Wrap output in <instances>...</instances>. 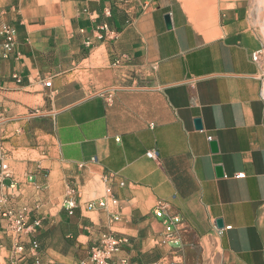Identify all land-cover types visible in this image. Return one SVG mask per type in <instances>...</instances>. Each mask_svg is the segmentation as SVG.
Returning <instances> with one entry per match:
<instances>
[{
	"label": "crops",
	"instance_id": "0c3cea01",
	"mask_svg": "<svg viewBox=\"0 0 264 264\" xmlns=\"http://www.w3.org/2000/svg\"><path fill=\"white\" fill-rule=\"evenodd\" d=\"M145 2L0 0L16 30L0 53V264H31L12 256L32 235L41 264L85 261L105 232L128 237L112 258L130 264H264L256 0ZM70 190L106 206L69 215ZM159 202L182 219L177 244L158 243ZM22 206L41 223L18 238L2 212Z\"/></svg>",
	"mask_w": 264,
	"mask_h": 264
},
{
	"label": "built area",
	"instance_id": "2783aa9c",
	"mask_svg": "<svg viewBox=\"0 0 264 264\" xmlns=\"http://www.w3.org/2000/svg\"><path fill=\"white\" fill-rule=\"evenodd\" d=\"M151 0H147L144 3V6L148 5V2ZM102 28L106 31V34H112V31H109L107 26L103 25ZM16 30L14 27L10 25H4L0 27V53L3 57H7L9 53L14 49L16 40ZM260 56H262L261 50H257L252 54V59L256 60ZM17 81H20L19 77L14 76ZM43 84L46 87L51 86V81L49 79L45 80ZM264 93V92H263ZM146 156L152 159L157 157V152L154 150H149L146 152ZM0 172L3 175L8 174V165L0 158ZM243 174L239 173L236 177H242ZM106 180L113 178V175H109L105 177ZM122 184V183H121ZM6 202V197L4 195H0V206ZM113 204L115 203V199L112 198ZM63 208L65 211L71 215L74 213L76 209L84 208L87 211L95 210L99 208H104L106 206V200L103 198L89 200L86 202H81L80 196L75 194L74 190H70L65 197L63 204ZM154 217L161 220L163 225V231L161 233V239L158 243L166 244L172 243L177 244L179 241V235L177 233L178 226L182 223V219L178 214L169 213L166 211L165 203L159 202L153 209ZM3 215L7 216L9 220L10 229L13 230L18 238L21 237L22 234L34 233V229L40 225V219L36 218L33 220L32 226L27 224V216L28 209L26 206H22L15 211L11 210H3ZM114 219H117L118 216L114 214ZM129 243V239L127 236L123 234H115L112 232L102 233L99 240L92 244L89 249V255L87 260L79 261L74 264H130L128 258H120L118 260H114L112 255L117 251L122 249V246ZM23 241H19L16 245V254L12 256L13 261H27L28 258L32 259L31 264H41L39 260V244L35 238V235L30 236L29 246L27 247V251L31 255H26V250ZM28 262V261H27ZM153 264H162V262H156ZM172 264H180V262H173Z\"/></svg>",
	"mask_w": 264,
	"mask_h": 264
},
{
	"label": "rangeland",
	"instance_id": "374dc122",
	"mask_svg": "<svg viewBox=\"0 0 264 264\" xmlns=\"http://www.w3.org/2000/svg\"><path fill=\"white\" fill-rule=\"evenodd\" d=\"M256 11L260 13V17L258 18V24L261 26L262 31L264 32V0H256L255 3ZM262 65H263V75H264V53L262 54ZM264 80V76H263ZM264 92V88H263Z\"/></svg>",
	"mask_w": 264,
	"mask_h": 264
},
{
	"label": "water",
	"instance_id": "95a60500",
	"mask_svg": "<svg viewBox=\"0 0 264 264\" xmlns=\"http://www.w3.org/2000/svg\"><path fill=\"white\" fill-rule=\"evenodd\" d=\"M164 19H165V22H166V26L168 27L169 24H170L169 16L166 15V16L164 17ZM195 126H196V128H198V129L201 128V123H200V120H199V119H196V120H195ZM210 147H211V149H212L213 151H215V150H216V143H215L214 141H211V142H210ZM216 172H217V175H218V176H221V175H222V169H221L220 166H216ZM217 223L220 224V220H218Z\"/></svg>",
	"mask_w": 264,
	"mask_h": 264
}]
</instances>
